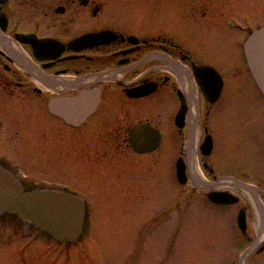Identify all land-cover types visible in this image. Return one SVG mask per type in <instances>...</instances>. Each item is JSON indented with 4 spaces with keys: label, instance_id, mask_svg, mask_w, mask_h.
Wrapping results in <instances>:
<instances>
[{
    "label": "flooded vegetation",
    "instance_id": "flooded-vegetation-1",
    "mask_svg": "<svg viewBox=\"0 0 264 264\" xmlns=\"http://www.w3.org/2000/svg\"><path fill=\"white\" fill-rule=\"evenodd\" d=\"M244 2L252 1L6 0L0 8V164L27 190L53 187L80 196L86 207L80 238L88 206L114 203L116 191L120 205L166 200L170 171L174 184L214 207L215 217L231 215L250 238L249 204L257 201L264 223V189L239 174L248 160L233 158L225 121L232 92L246 78L254 82L248 67L233 70L238 47L246 61L244 41L264 25L251 28L242 16L249 7L239 6ZM219 14L226 27L218 26ZM239 29L247 31L240 44ZM100 33L99 40L84 39ZM28 37L47 40L39 56ZM218 86L219 95L209 99ZM257 127H245L253 164L264 157V131ZM211 191L230 192L234 201L216 202ZM6 218L48 234L15 213L0 214ZM151 222L140 224V232L146 235Z\"/></svg>",
    "mask_w": 264,
    "mask_h": 264
},
{
    "label": "rangeland",
    "instance_id": "rangeland-1",
    "mask_svg": "<svg viewBox=\"0 0 264 264\" xmlns=\"http://www.w3.org/2000/svg\"><path fill=\"white\" fill-rule=\"evenodd\" d=\"M251 1L239 3V6L249 7V12H243L242 16L252 28L264 21V0ZM172 15L174 11L170 9ZM222 16L224 20L219 14L218 26L226 27L225 15ZM207 21L201 18L203 29L209 23ZM235 31L239 33L234 37L235 41L240 44L247 31ZM220 32L218 29L217 33ZM238 48V57L232 64L234 71L248 67L241 46ZM241 84L242 87L232 92L231 105L226 108L227 118L224 119L229 123L228 140L234 147L233 158L248 160L239 174L257 188L264 189V157L262 160L258 157L257 164H253L257 157L253 155V144L248 143L245 133L248 123H255L259 126L257 131H264V99L259 96L252 79L246 78ZM161 113L160 109L156 110L154 116H161ZM243 140L247 142L242 144ZM244 143L252 147V155L245 152L247 145L244 147ZM170 172L166 200L154 199L148 205H120L116 191L113 192L114 203L88 206L86 230L74 243L55 240L32 225L17 227L15 219H0V264H264V249L260 250L264 239L257 243L260 231L254 204H249L250 238H246L231 215L215 217L211 211L214 207L206 204L208 208H205L198 197L189 196L187 190L173 183L174 174ZM157 191L153 190L154 196ZM148 219L152 222L144 235L140 232V224Z\"/></svg>",
    "mask_w": 264,
    "mask_h": 264
},
{
    "label": "water",
    "instance_id": "water-1",
    "mask_svg": "<svg viewBox=\"0 0 264 264\" xmlns=\"http://www.w3.org/2000/svg\"><path fill=\"white\" fill-rule=\"evenodd\" d=\"M5 1L0 0V8ZM0 25H4L3 12H0ZM104 35L100 33L86 36L84 39L99 40ZM29 39L34 44L35 54L39 56L41 47L47 40ZM244 51L250 71L264 96V25L249 34L244 42ZM203 91L209 96L208 90L204 87ZM219 91L218 86L211 91L214 93L209 99L215 100ZM141 130L142 125L136 127L137 132ZM181 174V170L178 169V176ZM209 197L222 203L232 202L235 198L227 191H211ZM5 211L18 214L24 221L42 228L58 240L68 239L70 242H75L80 236L86 216V207L80 196L53 187L26 190L15 174L0 164V214ZM239 222L240 226L245 228L243 214H240Z\"/></svg>",
    "mask_w": 264,
    "mask_h": 264
},
{
    "label": "bare ground",
    "instance_id": "bare-ground-1",
    "mask_svg": "<svg viewBox=\"0 0 264 264\" xmlns=\"http://www.w3.org/2000/svg\"><path fill=\"white\" fill-rule=\"evenodd\" d=\"M252 201H253V204L255 205L256 209H257V216H258L257 217V223L259 225V231H260L259 238L257 241V243H258L259 241L264 239V224H263V219L261 218V214L259 211V206L257 205V201H254V200H252Z\"/></svg>",
    "mask_w": 264,
    "mask_h": 264
}]
</instances>
